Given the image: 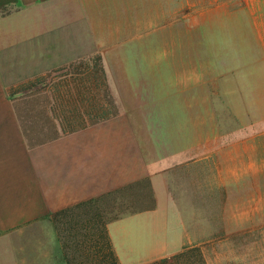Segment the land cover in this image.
I'll return each instance as SVG.
<instances>
[{"label":"rangeland","instance_id":"obj_1","mask_svg":"<svg viewBox=\"0 0 264 264\" xmlns=\"http://www.w3.org/2000/svg\"><path fill=\"white\" fill-rule=\"evenodd\" d=\"M81 29L10 60L9 90L44 91L65 132L129 116L147 176L52 215L61 263L120 264L109 223L161 202L186 244L144 264H264V0H83Z\"/></svg>","mask_w":264,"mask_h":264},{"label":"crops","instance_id":"obj_2","mask_svg":"<svg viewBox=\"0 0 264 264\" xmlns=\"http://www.w3.org/2000/svg\"><path fill=\"white\" fill-rule=\"evenodd\" d=\"M82 19L83 0H0V264H65L52 215L147 176L143 167L132 172L129 116L65 132L44 91L9 90L15 83L10 60H51L44 50L50 37L82 35ZM150 177L165 198L168 176ZM172 216L160 202L111 221L108 233L120 264L182 251L185 234Z\"/></svg>","mask_w":264,"mask_h":264},{"label":"trees","instance_id":"obj_3","mask_svg":"<svg viewBox=\"0 0 264 264\" xmlns=\"http://www.w3.org/2000/svg\"><path fill=\"white\" fill-rule=\"evenodd\" d=\"M62 124V123H61Z\"/></svg>","mask_w":264,"mask_h":264}]
</instances>
